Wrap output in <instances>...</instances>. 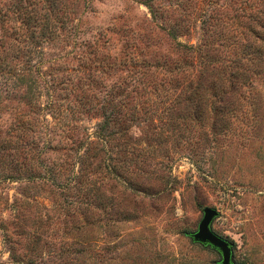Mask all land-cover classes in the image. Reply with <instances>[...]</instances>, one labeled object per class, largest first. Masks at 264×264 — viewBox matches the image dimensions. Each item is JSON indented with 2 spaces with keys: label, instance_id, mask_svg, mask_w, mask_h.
<instances>
[{
  "label": "rangeland",
  "instance_id": "374dc122",
  "mask_svg": "<svg viewBox=\"0 0 264 264\" xmlns=\"http://www.w3.org/2000/svg\"><path fill=\"white\" fill-rule=\"evenodd\" d=\"M260 1L0 0V264H264V76L186 49Z\"/></svg>",
  "mask_w": 264,
  "mask_h": 264
},
{
  "label": "trees",
  "instance_id": "16d2710c",
  "mask_svg": "<svg viewBox=\"0 0 264 264\" xmlns=\"http://www.w3.org/2000/svg\"><path fill=\"white\" fill-rule=\"evenodd\" d=\"M247 3L248 2H245V4ZM259 4L261 5L255 7H252L250 4L247 5V9L250 11L254 9L253 12H249L247 18L250 21L254 20L258 25V30L253 29L250 26L251 24L247 26L248 33L250 34L249 36L244 34L239 28L241 26L240 19L246 16L237 15L236 13L231 15L225 14L224 18H222L219 23L221 28L215 32V35L212 36L210 41L205 40L203 43L201 42L195 49L186 47V49L198 54L200 58H202V56L204 57L205 61L200 60L204 69L210 72L218 71L219 75H222L223 80L227 83V89H237L238 83L240 86L245 85L247 81L251 80L252 74L264 76V20L259 18L260 15H264V2L260 1ZM243 12H245V10ZM253 15H256L257 18ZM237 34L239 38L243 37L245 41V45L240 44L243 47L240 53L231 54L228 58H226L225 55L226 59L222 60L219 59L220 56H218L217 53H215L217 55L213 54V56H210L208 52L210 47H213L215 50L217 49V51L221 50L222 52H226V49L231 46L233 49L231 48L230 50L236 52L235 48L238 45V40L236 39ZM215 46L217 47L215 48ZM225 62H227V64L223 67ZM218 65H220L221 68L217 67ZM221 69L224 70L220 71ZM22 78L23 76L21 75V79ZM210 89L213 92L209 94L210 99L217 98L219 95L226 93L223 92V88L218 89L213 82H211ZM22 127L24 130V124H22ZM104 131V125H101L99 127V133H96V137L100 141L103 140L102 137L104 134L102 133H104ZM90 204L91 202L85 203L86 206Z\"/></svg>",
  "mask_w": 264,
  "mask_h": 264
},
{
  "label": "water",
  "instance_id": "95a60500",
  "mask_svg": "<svg viewBox=\"0 0 264 264\" xmlns=\"http://www.w3.org/2000/svg\"><path fill=\"white\" fill-rule=\"evenodd\" d=\"M217 216L218 212L215 209L204 208L197 230L186 235L193 243L216 251L220 256L219 264H235L232 257V245L212 230V223Z\"/></svg>",
  "mask_w": 264,
  "mask_h": 264
}]
</instances>
